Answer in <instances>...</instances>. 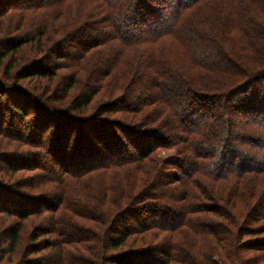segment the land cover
I'll return each mask as SVG.
<instances>
[{
	"label": "trees",
	"instance_id": "1",
	"mask_svg": "<svg viewBox=\"0 0 264 264\" xmlns=\"http://www.w3.org/2000/svg\"><path fill=\"white\" fill-rule=\"evenodd\" d=\"M5 218L0 264H264V0H0Z\"/></svg>",
	"mask_w": 264,
	"mask_h": 264
},
{
	"label": "rangeland",
	"instance_id": "2",
	"mask_svg": "<svg viewBox=\"0 0 264 264\" xmlns=\"http://www.w3.org/2000/svg\"><path fill=\"white\" fill-rule=\"evenodd\" d=\"M66 50L67 51H72V49H69V48H66ZM25 57H24V60H26V59H28V56H26V55H24ZM23 60V59H22ZM24 62H26V61H23L22 63H24ZM61 73H67V70L65 69V68H62L61 70ZM173 157H175V152H174V150L173 149H164V150H161L160 152H159V154H158V158L159 159H171V158H173ZM169 168H171V169H173L172 168V166H170ZM168 168V169H169ZM12 219H14V218H5L4 220L3 219H1V221H0V247H3V244H2V238H3V231H4V227L3 226H5V225H7L9 222H11L12 221ZM50 238V237H49ZM45 253H47V251L45 252ZM41 254V253H40ZM40 254H38V255H40ZM46 255V254H45ZM49 264H52V262L51 263H49Z\"/></svg>",
	"mask_w": 264,
	"mask_h": 264
}]
</instances>
